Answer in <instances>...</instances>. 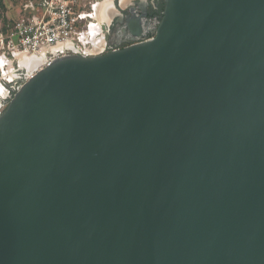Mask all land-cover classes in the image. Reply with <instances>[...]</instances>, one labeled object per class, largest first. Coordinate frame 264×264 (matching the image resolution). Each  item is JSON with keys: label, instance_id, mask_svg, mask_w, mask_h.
Instances as JSON below:
<instances>
[{"label": "water", "instance_id": "95a60500", "mask_svg": "<svg viewBox=\"0 0 264 264\" xmlns=\"http://www.w3.org/2000/svg\"><path fill=\"white\" fill-rule=\"evenodd\" d=\"M165 2L0 115V264H264V0Z\"/></svg>", "mask_w": 264, "mask_h": 264}, {"label": "built area", "instance_id": "2783aa9c", "mask_svg": "<svg viewBox=\"0 0 264 264\" xmlns=\"http://www.w3.org/2000/svg\"><path fill=\"white\" fill-rule=\"evenodd\" d=\"M72 1L43 0L38 8L27 6V12L14 22L9 31L0 33V60L6 63L0 69L15 71L14 76L11 71H6L8 77H4V72L0 79V84L5 85L2 86L6 99H12L27 81L63 55L73 51L83 56L108 52L105 5L102 9L99 6L104 2L93 3L92 12L86 13ZM35 59L37 70L30 72ZM14 80L17 82L10 88L9 83Z\"/></svg>", "mask_w": 264, "mask_h": 264}, {"label": "flooded vegetation", "instance_id": "af4514ba", "mask_svg": "<svg viewBox=\"0 0 264 264\" xmlns=\"http://www.w3.org/2000/svg\"><path fill=\"white\" fill-rule=\"evenodd\" d=\"M102 5L108 51L154 37L166 8L165 0H110Z\"/></svg>", "mask_w": 264, "mask_h": 264}, {"label": "rangeland", "instance_id": "374dc122", "mask_svg": "<svg viewBox=\"0 0 264 264\" xmlns=\"http://www.w3.org/2000/svg\"><path fill=\"white\" fill-rule=\"evenodd\" d=\"M107 0H73L72 2L83 12L90 13L92 12V4L96 2H106ZM31 2H39V0H0V33L6 34L9 29L11 28L12 24L14 23L15 19L19 17V14L21 13L23 7L25 4L31 3ZM1 54V53H0ZM5 61V60H4ZM17 67V66H16ZM6 71H11L10 73L12 76L15 75L14 70H10L9 68L0 69V79L1 76L4 74V77H8V73ZM24 73L26 72L25 70L23 71ZM16 75H19L16 73ZM15 79V78H14ZM15 82H12L11 84L9 83L10 88L14 86ZM8 83V82H7ZM5 91L4 83L0 84ZM4 87H3V86ZM0 115L4 113V111L7 109L11 98L6 99V92L5 94H2V90L0 89ZM5 99V100H4Z\"/></svg>", "mask_w": 264, "mask_h": 264}, {"label": "crops", "instance_id": "0c3cea01", "mask_svg": "<svg viewBox=\"0 0 264 264\" xmlns=\"http://www.w3.org/2000/svg\"><path fill=\"white\" fill-rule=\"evenodd\" d=\"M107 1H110V0H107ZM42 3H43V0H39V2H31V3H28V4H25L24 5V7H23V9H22V11H21V13L19 14V17L17 18V19H19L21 16H23L26 12H27V6H30V5H35V7H40L41 5H42ZM102 4H100V8L102 9ZM101 13H103V11L101 10ZM17 19H15V21L17 20ZM14 21V22H15ZM14 24V23H13ZM13 24H12V26H13ZM11 26V27H12Z\"/></svg>", "mask_w": 264, "mask_h": 264}, {"label": "bare ground", "instance_id": "6f19581e", "mask_svg": "<svg viewBox=\"0 0 264 264\" xmlns=\"http://www.w3.org/2000/svg\"><path fill=\"white\" fill-rule=\"evenodd\" d=\"M100 6V5H99ZM6 65L5 61L3 59L0 60V67H4ZM30 70H32V68H30ZM35 70H37V68H33V72H35ZM1 86V85H0ZM0 89L3 91L2 94H5V91L3 90L2 87H0Z\"/></svg>", "mask_w": 264, "mask_h": 264}]
</instances>
